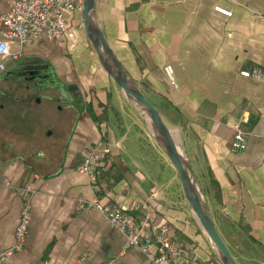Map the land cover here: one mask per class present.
Wrapping results in <instances>:
<instances>
[{"label":"crops","instance_id":"obj_1","mask_svg":"<svg viewBox=\"0 0 264 264\" xmlns=\"http://www.w3.org/2000/svg\"><path fill=\"white\" fill-rule=\"evenodd\" d=\"M7 10L0 0V14ZM93 18L158 110L228 253L236 264H264V0H95ZM69 27L71 38L11 42L0 70V252L13 245L25 204L30 217L22 250L1 264H152L81 207L95 194L77 167L101 146L110 148L99 175L105 203L137 223L147 213L169 226L181 258L163 264H221L179 197L174 168L162 184L163 152L103 70L81 13ZM235 128L246 142L238 153L230 148ZM136 202L143 210L131 211Z\"/></svg>","mask_w":264,"mask_h":264},{"label":"built area","instance_id":"obj_2","mask_svg":"<svg viewBox=\"0 0 264 264\" xmlns=\"http://www.w3.org/2000/svg\"><path fill=\"white\" fill-rule=\"evenodd\" d=\"M6 2L8 10L6 13L0 14V70L5 68L3 60L11 56L9 44L13 41L25 45L41 35L47 39L63 36L73 37L74 32L69 27V21L75 14L82 12L84 0H6ZM215 11L226 17L231 15L228 10L223 8H215ZM13 58L16 57L13 56ZM164 71L171 79L170 66H166ZM241 75L249 77L248 72H241ZM230 148L232 153L242 152L246 149V142L239 128L234 129ZM109 153L108 146L93 149L84 156L77 167L78 172L87 175L91 189L95 194V198L91 202L81 203V207L100 214L104 221L110 223L124 235L127 245L146 252L152 264H163L169 260L171 262L180 261L181 252L171 241L169 226L166 223L154 222L147 213H142L140 221L137 223L131 215L113 210L105 203L108 192L101 184L99 175L105 165L104 158ZM143 208V204L136 202L132 205L131 211L139 212ZM28 209L27 204L22 207L15 230L14 243L9 249L0 252V264L22 250L30 222ZM151 246L157 248V256L149 251ZM183 264L196 263L185 260Z\"/></svg>","mask_w":264,"mask_h":264},{"label":"water","instance_id":"obj_3","mask_svg":"<svg viewBox=\"0 0 264 264\" xmlns=\"http://www.w3.org/2000/svg\"><path fill=\"white\" fill-rule=\"evenodd\" d=\"M94 8L95 0H84L81 12L82 25L87 38L94 47L103 70L110 76L123 94L143 112L145 117H147L148 123L152 129V134L175 169L185 200L191 208L198 224L212 243L220 263L236 264L216 231L208 211L201 200L191 172L180 155L170 131L163 123L158 110L128 78L120 63L109 49L101 31L94 21Z\"/></svg>","mask_w":264,"mask_h":264},{"label":"rangeland","instance_id":"obj_4","mask_svg":"<svg viewBox=\"0 0 264 264\" xmlns=\"http://www.w3.org/2000/svg\"><path fill=\"white\" fill-rule=\"evenodd\" d=\"M142 114H143V112H142ZM145 120H146V122H147V130L145 131V133L148 135V140L149 141H151L153 144H155V146H157L158 147V149L160 148V146H159V144H158V142H157V140H156V138L154 137V135L152 134V132H151V130H150V128H149V124H148V119H147V117H145ZM146 142V141H145ZM152 143H150V144H152ZM151 147V149H150V151L151 152H153V145H151L150 146ZM161 149V148H160ZM159 152V151H158ZM163 152V151H162ZM155 154V156L157 157L159 154L157 153V155H156V148H155V152H154ZM160 153V152H159ZM164 153V152H163ZM163 153H161V165H160V169H161V171H160V173H161V182H162V184H164V182H166L167 181V174H168V170H170L171 168L173 169V166L171 165V163H169V160H167L168 158H166V155L165 154H163ZM155 157V158H156ZM163 160V161H162ZM148 161V168H150V169H155V170H157L158 168H159V164L154 160V161H152V159L150 158L149 160H147ZM185 161V160H184ZM167 164V165H166ZM164 166H169V167H167L166 169H164ZM171 166V167H170ZM171 169V170H172ZM174 170V169H173ZM175 171V170H174ZM172 172V171H171ZM177 175V174H176ZM178 181V185H177V190H178V193H179V197H180V199L181 200H185V197H184V195H183V191H182V188H181V185H180V183H179V179L177 180Z\"/></svg>","mask_w":264,"mask_h":264},{"label":"bare ground","instance_id":"obj_5","mask_svg":"<svg viewBox=\"0 0 264 264\" xmlns=\"http://www.w3.org/2000/svg\"><path fill=\"white\" fill-rule=\"evenodd\" d=\"M149 127H150V130L152 131V129H151V126L149 125Z\"/></svg>","mask_w":264,"mask_h":264},{"label":"trees","instance_id":"obj_6","mask_svg":"<svg viewBox=\"0 0 264 264\" xmlns=\"http://www.w3.org/2000/svg\"><path fill=\"white\" fill-rule=\"evenodd\" d=\"M105 158H106V156H105ZM105 158H104V160H105ZM106 192H107V190H106Z\"/></svg>","mask_w":264,"mask_h":264}]
</instances>
